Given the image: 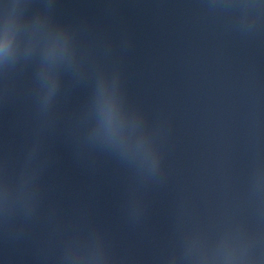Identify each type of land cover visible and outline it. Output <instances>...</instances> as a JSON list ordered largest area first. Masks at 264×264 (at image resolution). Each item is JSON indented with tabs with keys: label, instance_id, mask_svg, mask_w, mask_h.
<instances>
[{
	"label": "water",
	"instance_id": "95a60500",
	"mask_svg": "<svg viewBox=\"0 0 264 264\" xmlns=\"http://www.w3.org/2000/svg\"><path fill=\"white\" fill-rule=\"evenodd\" d=\"M0 264H264V0H0Z\"/></svg>",
	"mask_w": 264,
	"mask_h": 264
}]
</instances>
